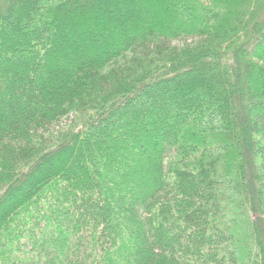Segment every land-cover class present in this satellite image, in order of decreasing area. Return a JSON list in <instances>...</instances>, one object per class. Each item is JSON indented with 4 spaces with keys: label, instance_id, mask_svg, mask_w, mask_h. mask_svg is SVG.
Instances as JSON below:
<instances>
[{
    "label": "trees",
    "instance_id": "16d2710c",
    "mask_svg": "<svg viewBox=\"0 0 264 264\" xmlns=\"http://www.w3.org/2000/svg\"><path fill=\"white\" fill-rule=\"evenodd\" d=\"M0 264H264V0H0Z\"/></svg>",
    "mask_w": 264,
    "mask_h": 264
},
{
    "label": "rangeland",
    "instance_id": "374dc122",
    "mask_svg": "<svg viewBox=\"0 0 264 264\" xmlns=\"http://www.w3.org/2000/svg\"><path fill=\"white\" fill-rule=\"evenodd\" d=\"M52 84V87L50 88V91L49 90H47V92H48V95H44L43 97H42V100L43 101H45V102H48V103H53V100L55 99V94L56 93H58L60 90H61V85H62V83L61 82H54V80H53V82L51 83ZM61 87V88H60ZM70 118H71V116H69V117H63L62 118V122L60 121L59 122V125L60 124H68V123H70ZM73 200V199H72ZM91 204L92 205H94L95 204V202H91ZM28 232H30V233H40L41 231H40V229H36V228H29V230H28ZM50 232L48 231V232H43V234H45V235H48ZM42 234V233H41Z\"/></svg>",
    "mask_w": 264,
    "mask_h": 264
}]
</instances>
